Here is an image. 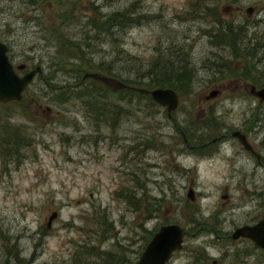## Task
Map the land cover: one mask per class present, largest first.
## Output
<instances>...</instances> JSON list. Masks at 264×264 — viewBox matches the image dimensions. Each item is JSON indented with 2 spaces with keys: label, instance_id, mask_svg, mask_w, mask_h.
Segmentation results:
<instances>
[{
  "label": "rangeland",
  "instance_id": "obj_1",
  "mask_svg": "<svg viewBox=\"0 0 264 264\" xmlns=\"http://www.w3.org/2000/svg\"><path fill=\"white\" fill-rule=\"evenodd\" d=\"M122 8L132 21L81 51L140 62L135 86L153 87L149 63L172 78L187 73L171 82L170 117L139 98L112 101L111 117L99 119L75 97L87 93L82 86L66 97L79 76L75 48L60 67L47 39L61 29L83 49L87 17ZM228 28L234 44L218 34ZM0 41L13 66L41 67L20 100L0 103V132L30 140L17 158L0 146V264H133L166 223L184 231L167 264H264V249L230 237L264 218V100L244 89L264 86V0H0ZM211 88L218 93L205 99Z\"/></svg>",
  "mask_w": 264,
  "mask_h": 264
},
{
  "label": "trees",
  "instance_id": "obj_2",
  "mask_svg": "<svg viewBox=\"0 0 264 264\" xmlns=\"http://www.w3.org/2000/svg\"><path fill=\"white\" fill-rule=\"evenodd\" d=\"M67 17L70 16L69 14H65ZM66 17V18H67ZM133 17L129 15V11L126 8H122L120 10H114L110 13L106 14L104 17L97 13H92V15H89L85 21L86 24H89V28L86 29L85 32L92 31V34L86 37L84 36L82 39H88V42L83 43V49H80L78 45H75L74 47L71 46V43L66 40V35H64L61 32V29L58 31L56 29L55 35L53 37L54 40L47 39L48 43L54 44L55 51L58 55L56 60L54 61V65H58L60 67H63L64 65V57L67 56L66 53L69 54V50H72L75 48L74 56L78 58V64L76 65V68L74 69L75 73H78L79 76L72 84H68L65 88L62 86L60 88L65 89V92H67L66 97H69L70 93H76L77 91H68L70 87H76V86H82L83 90L86 89L87 93L82 94H75L76 98H80L83 103L85 104L87 111H89L94 117L96 118H104L109 119L111 117V107L110 103L112 101H115V103H119L122 101H125L127 103H130L131 101L135 100L137 101L139 98H145L147 103L153 105V101L149 98L147 94L137 92L130 88H121V89H112L111 87L106 86L105 84L101 83L98 80H92L89 84L86 86L84 79L81 80V76L85 72H93L100 73L102 75L114 78L116 80L121 81L122 83L132 86V87H141V86H135L134 82L137 81L136 77H131V73L140 72L142 70L140 62L135 63L134 60L127 58V55H125L124 58L122 57H115L108 62H105L100 58L98 61H94L90 57L87 58L84 55L86 52H83L81 50L89 49L90 48V42H98L102 39V35H110L112 33L111 30H122L124 27H126L131 21ZM110 31V32H109ZM220 36L226 38L227 40H223L225 42H230L231 44L235 43L236 36L234 32L231 29L224 30V33H218ZM217 34V35H218ZM217 35H212L214 38ZM240 38V35L238 36ZM109 46L111 47V44L109 43ZM93 47V46H92ZM116 55V54H115ZM68 59V58H67ZM147 72L145 76L150 78V85L155 86H171V82H178V84H183L181 81L187 80L188 78L185 76V72H179L174 76L173 78L168 74L167 70L162 66L161 69L156 71V69L160 66H156L154 64L148 65ZM134 71V72H133ZM230 71H233V68L230 69ZM137 75V74H136ZM135 75V76H136ZM152 76L155 78L158 77V79L152 80ZM144 77L142 75L140 78ZM139 78V80H141ZM186 85V84H184ZM89 86V87H88ZM146 88V87H142ZM152 88V87H151ZM73 90V89H71ZM64 99V98H63ZM61 99V100H63ZM156 104V103H155ZM122 111L117 110L115 113V116L112 117L113 120H116L121 116ZM29 138H25L22 136V131L18 132V134H14V132H6L1 131L0 132V146L2 148V145L7 150V155L10 157L17 158L18 156V150L15 148L18 147V144L22 146L29 144ZM2 144V145H1ZM4 151V150H3ZM10 152V153H8Z\"/></svg>",
  "mask_w": 264,
  "mask_h": 264
},
{
  "label": "water",
  "instance_id": "obj_3",
  "mask_svg": "<svg viewBox=\"0 0 264 264\" xmlns=\"http://www.w3.org/2000/svg\"><path fill=\"white\" fill-rule=\"evenodd\" d=\"M253 10V6H247L244 8V13L248 17ZM6 49V45L0 41V103L20 100L22 91L26 85L32 81L36 73L41 72V68L37 64L19 75L16 70L22 69L24 65L18 64L13 66L8 60ZM87 76L102 82L112 89L130 88L137 92L147 94L154 103L165 108L167 117H170V112L176 108L178 103L177 93L173 88L168 86H155L152 88L132 87L119 80L96 72H87L83 74V77ZM247 92L255 96L259 102L264 100V86L255 87L250 84ZM217 93V88H211L207 94L204 95V98L208 99V97L215 96ZM231 135L236 136L245 148H249L242 133L234 130L231 132ZM185 197L189 200H193V191L191 187L187 188ZM56 215V211H51L49 213L45 222L47 228L50 227V222ZM183 235L184 231L182 227L176 223L160 225L144 244L133 264H167L172 252L180 248ZM230 237L232 239L246 237L250 239L254 245L264 249V218H260L252 224H243L234 228L230 233Z\"/></svg>",
  "mask_w": 264,
  "mask_h": 264
},
{
  "label": "flooded vegetation",
  "instance_id": "obj_4",
  "mask_svg": "<svg viewBox=\"0 0 264 264\" xmlns=\"http://www.w3.org/2000/svg\"><path fill=\"white\" fill-rule=\"evenodd\" d=\"M18 65V64H17ZM36 65V64H35ZM34 65V66H35ZM33 66V67H34ZM26 71V65H24V67L22 68V69H20V70H18V72H20V73H23V72H25ZM244 89H248V87H245L244 86ZM251 97H253V96H251ZM254 98V97H253ZM240 133H242V132H240ZM231 135V134H230ZM242 135L244 136V139H245V142H246V144L248 145V147L249 148H245L244 147V145L238 140V138L236 137V136H233V135H231V136H233V137H235L237 140H238V142L241 144V147L244 149V150H246V151H248L249 153H251V154H254L255 152H254V150H253V148H252V146L247 142V140H246V138H245V135L242 133ZM189 187V186H188Z\"/></svg>",
  "mask_w": 264,
  "mask_h": 264
}]
</instances>
